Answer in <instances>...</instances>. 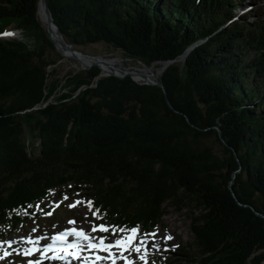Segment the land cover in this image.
<instances>
[{
  "label": "trees",
  "instance_id": "trees-1",
  "mask_svg": "<svg viewBox=\"0 0 264 264\" xmlns=\"http://www.w3.org/2000/svg\"><path fill=\"white\" fill-rule=\"evenodd\" d=\"M244 1L45 0L74 48L104 42L145 65L167 64L159 78L169 106L161 87L130 76L89 86L97 66L48 82L61 55L37 20L39 0H0V33L34 40L0 37V220L75 182L120 224L154 226L165 202L190 204L194 250L174 258L263 264L255 211L264 215V17L233 19ZM233 173L236 198L255 211L233 197Z\"/></svg>",
  "mask_w": 264,
  "mask_h": 264
},
{
  "label": "rangeland",
  "instance_id": "rangeland-1",
  "mask_svg": "<svg viewBox=\"0 0 264 264\" xmlns=\"http://www.w3.org/2000/svg\"><path fill=\"white\" fill-rule=\"evenodd\" d=\"M249 4H252V6L249 7L245 12L246 18L252 20L255 18V17H251L252 15L256 17H264V0H252V2ZM242 8L244 7H241L240 9ZM236 13H238V9L232 11V14L235 15V19L241 18V15ZM37 20L39 21L42 28L46 30V28L43 27L38 17ZM10 33H14V35H12L13 38H18L21 40L24 39V41L26 42H28V39H30L29 40L30 45L31 46L34 45L33 34H31L30 31L24 30L23 32H21L20 30L19 31L16 30V32L10 31ZM2 37L5 36L2 35ZM70 49L72 48L70 47ZM55 50L56 52L59 53V51L56 48V45H55ZM79 50L90 55L113 56L116 59L117 58L122 59L123 62L125 61L124 62L125 65L128 66H135L138 65L137 63H141L139 62V60L127 58L119 50H113L111 48H108L104 42L89 44L79 48ZM73 64H76L75 60L66 59L65 57L62 58V60H60L59 64L57 65L56 76L50 77L48 79V82L53 80L54 78H58L60 79V84H62L63 76L67 70H72V69L78 70L79 68H81L78 65H76L77 67L73 66ZM166 65L167 64L163 66V69L166 67ZM163 69H161V73ZM161 73L159 74V76L161 75ZM28 132H29L28 128H26L25 134L27 135ZM33 141L35 143H33V148H32L31 144ZM37 143L38 140L34 139V136L28 138V146H29L28 150L30 151V154L33 155L39 152L38 150L39 145ZM214 149L218 150L220 149V146L218 144H215ZM92 194H94V192L86 188L85 185H76L75 182L52 189L46 198L42 199L40 202L36 204L31 205L26 212H22L23 219L21 220L22 222L21 225L17 226L15 229H12L11 227L5 228L2 227L3 225H0V239L29 234L30 232L31 233L33 232V229H35L37 233L44 234L46 233V231L50 232L51 230L56 229L57 227L58 228L61 227L65 223V219L67 217H72L75 221L90 229L92 228V224H97L98 222L102 223L105 226L107 224L109 227L116 228L112 226V223L110 221H108L109 218H108V214L106 213V209L95 206L94 209L98 210V214L96 213L95 216L92 214L94 211L90 209L86 203L90 198L94 199ZM65 196H67L68 199H64ZM75 201H81L82 203L77 204V206L75 207H69V205L73 204ZM49 212L52 213V217H49L46 214ZM192 212L193 209L191 208L190 204H188L187 206L181 209L168 201L162 205L161 207L162 215L160 217V222L157 226L154 227V230L152 231L153 232L160 231V236L158 235V237L162 236L161 238L165 236L164 234L168 233L167 235L172 237L170 244H165L163 241H161L158 247H152V245L156 241L154 242L150 239H147L148 234L138 229V232L136 234L137 239L133 241L134 243L133 242L132 243L133 245L139 244L141 238L144 237L146 243L142 247L140 254H143L144 250L147 249L146 259L150 261V263L147 264H163L164 259L167 257L170 258L171 261L173 260L172 264H190L185 260V258L177 259L176 257L174 258L173 254L170 255L168 253L163 254L162 252H164L166 249L165 245H168V247H170V249L174 250L175 252H178V250L179 251L189 250L190 252H192L194 250L193 246H191L193 236L190 230V217L193 215ZM194 212H195L194 214L197 213L196 211ZM124 229H129V228H124ZM109 232H110L109 234H112L111 231ZM118 233L122 235L128 234L119 231ZM6 244L7 242L3 241L2 246L0 245V255H2V251L7 252V250H9L10 256L8 258H4L5 261H0V264L2 263L17 264L19 260V254L16 253V250L14 248L8 249ZM160 246H162V249ZM129 252L133 257V259L138 262V264H144V261L139 259L140 254L136 253L135 251L134 252L129 251ZM263 252H264V248H263Z\"/></svg>",
  "mask_w": 264,
  "mask_h": 264
},
{
  "label": "snow or ice",
  "instance_id": "snow-or-ice-1",
  "mask_svg": "<svg viewBox=\"0 0 264 264\" xmlns=\"http://www.w3.org/2000/svg\"><path fill=\"white\" fill-rule=\"evenodd\" d=\"M0 35L4 36H12L14 33L5 32ZM64 199H68L67 196L64 197ZM82 203L81 201H75L73 204H70L69 207H75L77 204ZM88 207L91 209L92 202L87 201L86 202ZM96 212L98 210L94 211L92 214L95 216ZM47 215H51L52 213H46ZM69 224H74L75 221H68ZM92 232H109L112 233L116 232H122V233H128L125 236H122L120 238L115 239L114 241L106 242V237H92L88 233H86L83 229H65L62 232H59L58 234L52 236L51 243L44 245L42 248H36L31 247L23 250L24 256H31L34 252H39L41 258L38 260H28L27 264H42L43 259H49V260H64L67 259L69 256H71L73 259H80V253L82 251H89L92 253V255H95V260H92L90 257H84V260L87 262V264H96L99 260H105V259H111L112 264H115L116 259H123L125 260V264H134L133 261H129L126 256H124V252L126 251H135L136 253L140 254L141 249L146 243V240L141 239L139 244L133 245V241L137 239V232H138V226L132 227L130 229H116L111 228L109 229L108 226H105L103 224L96 225L92 224L91 228ZM35 231V229H33ZM69 235H72L75 237V240L72 242H67V237ZM153 237L156 236V233L151 234ZM42 239V238H41ZM163 239L171 240V236H164ZM27 243L36 245L39 243V240H33L31 238H28ZM82 244H86L87 247H82ZM152 247H158L157 244H153ZM113 249H118L120 252V255L117 257L116 253L113 252ZM95 250V251H93ZM51 252V255H45L47 253ZM99 252H107L108 256H100L97 253ZM4 255H8L7 252L4 253ZM147 249L144 250L143 254L139 255V259L144 261V264H147ZM3 257H0L2 259Z\"/></svg>",
  "mask_w": 264,
  "mask_h": 264
},
{
  "label": "bare ground",
  "instance_id": "bare-ground-1",
  "mask_svg": "<svg viewBox=\"0 0 264 264\" xmlns=\"http://www.w3.org/2000/svg\"><path fill=\"white\" fill-rule=\"evenodd\" d=\"M37 17L40 20V22L42 23L43 27L46 29H49L51 37L54 40V43L56 45L57 50L60 53H62L66 59H72V60L76 61V64H73V66H76V65L82 66V65H87V64L93 63V62H98L102 66L103 72H105V73L109 72V71H112L115 73H130L133 75V77L136 80H138L140 82L145 81V80H154L156 77L159 76L161 67L156 66L155 64L147 66L145 64L137 63L138 65L128 66V65H125V63H124L125 61L123 62L122 59H119V58L116 59L113 56H101V55H99L95 58H90V57L84 56L83 54L79 53L78 51L72 52L71 51L72 49H70L69 45H65L63 39L62 40L60 39L56 28L53 25H50L48 23V20L46 18V14H45L44 6L41 2H38V5H37ZM81 211H82V209H81ZM46 234L47 233H44L45 237H46ZM161 237H156V238H154V240L156 242H161V240L163 239ZM3 261H5V259Z\"/></svg>",
  "mask_w": 264,
  "mask_h": 264
},
{
  "label": "water",
  "instance_id": "water-1",
  "mask_svg": "<svg viewBox=\"0 0 264 264\" xmlns=\"http://www.w3.org/2000/svg\"><path fill=\"white\" fill-rule=\"evenodd\" d=\"M39 2H41V3L43 4V6H44L45 14H46V18H47V20H48V23H49L50 25H53V26L56 28V30H57V32H58V34H59L60 39H61V40L63 39L65 45H69V46L72 48V50H71L72 52H77V51H78L79 53L83 54L84 56H87V57H90V58H95V57H97V55L86 54V53H84L83 51H81V50H79V49H77V48H74V47L72 46V44H70L69 42H67V41L63 38L62 34L59 32L57 26L53 23V21H52V16H51V13H50V10H49L48 6L46 5L45 0H39ZM46 30H47V33H48L49 38H50V39L52 40V42L54 43V40H53V38L51 37V34H50L49 29H46ZM54 44H55V43H54ZM189 49H190V48H189ZM189 49L185 50V51L182 53V55H181V59H182V60H184V58H185L186 55L188 54ZM59 53H60V52H59ZM60 55H61V59H60V60H62V58H64V56H63L62 53H60ZM98 56H99V55H98ZM60 60H59V62H60ZM79 66H80V65H79ZM92 66H97V67H99L100 72L98 73V75L95 76V78H94V80H93V84H91V85H89V86H95V84L97 83V81H98V79H99L100 77H104V76H107V75H113V76H117V77L130 76V77H132V79H133L134 81H136V82H138V83L154 84V85H156V86L161 87L162 90H163V93H164V99H165L166 103L170 106V101H169V99H168V97H167V95H166V90H165V88H164L162 82L160 81L159 76L156 77L154 80H145V81H141V82H140V81L136 80V79L133 77V75L130 74V73H115V72H112V71H109V72H106V73H105V72H103L102 66H101L100 63H98V62H93V63L87 64V65H82V66H80L81 68H79V69H82V68H83V69H87V68H90V67H92ZM147 66H150V65H147ZM163 66H165V65H163ZM163 66H162V67H163ZM160 73H161V70H160ZM160 73H159V74H160ZM86 87H87V85H83V86H81L80 88H78V89L76 90L75 93L77 94L81 89H84V88H86ZM234 176H235V173L232 174V179H231V181L229 182V189H230V191H231L233 197H234L235 200L237 201V203H239V204H243V203H241V202L236 198L235 193H234V191L232 190V187L230 186V184H231V183L233 182V180H234ZM243 205L249 206L252 210H254V208H253L251 205H247V204H243ZM254 211H255V210H254ZM255 212H256L257 214H259V215H261V216L264 217L263 214H261V213H259V212H257V211H255Z\"/></svg>",
  "mask_w": 264,
  "mask_h": 264
},
{
  "label": "built area",
  "instance_id": "built-area-1",
  "mask_svg": "<svg viewBox=\"0 0 264 264\" xmlns=\"http://www.w3.org/2000/svg\"><path fill=\"white\" fill-rule=\"evenodd\" d=\"M139 62H141L140 60H139ZM142 63V62H141ZM143 64V63H142ZM161 69H163V67H161Z\"/></svg>",
  "mask_w": 264,
  "mask_h": 264
}]
</instances>
